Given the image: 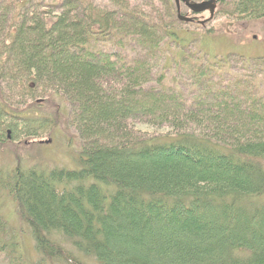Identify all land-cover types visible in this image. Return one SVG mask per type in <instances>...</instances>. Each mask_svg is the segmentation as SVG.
Returning <instances> with one entry per match:
<instances>
[{
	"label": "trees",
	"instance_id": "16d2710c",
	"mask_svg": "<svg viewBox=\"0 0 264 264\" xmlns=\"http://www.w3.org/2000/svg\"><path fill=\"white\" fill-rule=\"evenodd\" d=\"M197 16L0 0V144L50 137L60 119L32 111L61 99L80 145L70 170L0 171L36 264H264V58L199 44L219 16L264 18V1ZM0 260L29 264L1 210Z\"/></svg>",
	"mask_w": 264,
	"mask_h": 264
},
{
	"label": "rangeland",
	"instance_id": "374dc122",
	"mask_svg": "<svg viewBox=\"0 0 264 264\" xmlns=\"http://www.w3.org/2000/svg\"><path fill=\"white\" fill-rule=\"evenodd\" d=\"M191 1L200 3L206 0ZM181 6L182 4L179 9H182V12L189 11L188 8ZM198 14L199 21L209 20L213 15L210 11ZM211 26L215 29V34L202 38L200 41L202 43H199L206 53L218 56L236 54L251 59L264 58V18L253 21H230L219 16ZM32 112L39 118L57 116L61 123L50 137L0 144V171L9 173L18 166L25 169L37 167L45 170L54 167L69 170L75 168L74 157L79 152L80 145L75 132L66 126L68 115L66 103L61 99H56L53 102L42 103ZM138 128L147 132L155 131L144 125ZM158 132L162 134L164 131ZM262 201L264 202V197ZM0 210L10 228L17 235L24 259L29 264H36L37 255L28 227L19 217L15 204L5 192H0ZM83 260L84 264H93L91 260ZM2 263L0 260V264Z\"/></svg>",
	"mask_w": 264,
	"mask_h": 264
},
{
	"label": "water",
	"instance_id": "95a60500",
	"mask_svg": "<svg viewBox=\"0 0 264 264\" xmlns=\"http://www.w3.org/2000/svg\"><path fill=\"white\" fill-rule=\"evenodd\" d=\"M177 8L180 7V4H183L186 8L189 9L192 13L198 14L205 11H210L211 13L214 12L216 3L220 0H206L200 3H191L187 0H174ZM234 1H264V0H234Z\"/></svg>",
	"mask_w": 264,
	"mask_h": 264
}]
</instances>
